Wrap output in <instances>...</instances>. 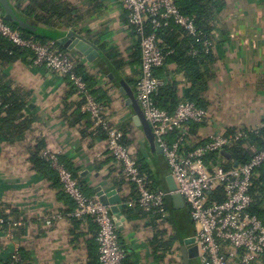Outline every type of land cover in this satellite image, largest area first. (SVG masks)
I'll use <instances>...</instances> for the list:
<instances>
[{
	"label": "crops",
	"instance_id": "1",
	"mask_svg": "<svg viewBox=\"0 0 264 264\" xmlns=\"http://www.w3.org/2000/svg\"><path fill=\"white\" fill-rule=\"evenodd\" d=\"M100 2V8L95 11L91 21L103 19L105 24L101 26L103 28L90 29L82 27L81 23L85 34L83 37L89 41L93 35L109 33L105 41L123 55L129 53L134 42L128 35L125 14L116 1ZM223 2L225 6L214 31L219 42V54L211 69L212 79L207 100L213 99L219 107L224 106L229 111V118L225 121L214 118L217 124L226 129L237 125L261 126L264 120V0ZM88 29L91 31L86 35L85 30ZM64 31L66 33L69 30L65 28ZM80 65L96 75L97 87L104 90L109 101L106 107L110 121L124 131L128 147L143 157L149 168H155L156 156L160 154L148 143L143 130L133 125V110L125 104V95L120 92V88H114L108 78L101 86L105 75L100 73L93 62L86 61ZM167 69L175 75L174 81L182 82L181 74L174 73V65L169 64ZM6 70L11 82L20 86L26 94L27 107L24 114L36 116L37 120L24 134L22 141H11L8 144L0 138V221H3L0 222V264L9 262L19 249L23 253V264H89L93 256L98 261L96 225L89 219L80 220L67 214L65 211L68 206L58 200L59 190L51 188L27 162L26 149L37 140H44L47 149L59 151L60 155L70 160L79 172L85 192L89 188L93 190L94 195L90 197L96 196V187H102L104 191L116 190L121 199L120 208L117 214L108 208L116 220L120 243L130 249L134 264H155L148 245L152 235L143 237L145 234L138 233L140 222L146 218L148 224L145 223L143 227L148 229L152 219L144 211L142 218L122 215L121 205L129 188L124 184L123 191H119L111 181L113 175L123 176L113 157L105 150V138H100L99 130L92 131L91 135L85 133L82 137L80 129L77 126L69 128L63 118L64 106L67 105L68 109L66 115H70L80 101L70 81L44 68L33 66L28 59L18 60ZM125 75L138 81L140 64L127 67ZM136 84L133 89L129 86L134 95ZM185 94V86L182 85L179 95L184 97ZM238 107L246 112L237 114L235 110ZM80 111L85 113L82 106ZM232 116H236L239 121H235ZM87 132L90 133L91 129H87ZM133 132L138 136H132ZM168 175L159 176L160 190L168 191ZM166 202L174 208L171 197ZM163 237L169 238L165 235Z\"/></svg>",
	"mask_w": 264,
	"mask_h": 264
},
{
	"label": "built area",
	"instance_id": "2",
	"mask_svg": "<svg viewBox=\"0 0 264 264\" xmlns=\"http://www.w3.org/2000/svg\"><path fill=\"white\" fill-rule=\"evenodd\" d=\"M116 3L125 14L128 27H133L139 38L140 76L135 97L161 148L176 186L174 191L152 188V181L140 171L137 152L123 144L126 134L110 121L107 107L96 100L83 77L76 73V65L86 62L82 56L73 50L61 51L52 41L39 43L31 37L25 38L2 17L0 36L28 50L27 59L33 66L70 81L83 101L82 109L89 116L92 127L104 133L106 152L113 157L125 181L134 187L136 198L128 199L126 206L138 205L154 222L165 221L169 217L166 199L179 194L189 210L193 228L190 237L200 264H264V224L248 211L249 188L255 170L264 163V143L259 146L250 136L257 135L261 126L237 125L227 134L228 129L217 124L212 115L213 99L208 100L206 107L182 101L172 113L158 108L153 95L165 84V79L157 78L155 70L168 66L165 64L167 54L157 45L155 33L147 34L145 28L156 29L173 22L188 35L195 36L193 19L180 14L175 0H117ZM214 31L210 39L202 41L204 52L217 53L219 42ZM174 77L172 72L167 76L170 81H174ZM105 82L107 78L103 76L100 85ZM192 125L198 128L193 129ZM235 142H242L252 153L243 164H232L221 154ZM41 156L57 172L61 189L75 204L70 216L89 219L96 225L99 264H122L126 253L109 208L96 196L87 197L83 193L78 180L59 162V151L46 149ZM165 236L168 237V231ZM179 258L182 264L180 255ZM8 264H22L17 250Z\"/></svg>",
	"mask_w": 264,
	"mask_h": 264
},
{
	"label": "trees",
	"instance_id": "3",
	"mask_svg": "<svg viewBox=\"0 0 264 264\" xmlns=\"http://www.w3.org/2000/svg\"><path fill=\"white\" fill-rule=\"evenodd\" d=\"M76 1L78 0L74 2H72V0H9L20 18L23 20H31L39 28L54 33L55 37L38 36L37 34L18 29L14 24H7L13 29H17L25 38L31 37L39 43L52 41L59 50L66 51V49L60 47L56 42V39L65 34V28L76 34L85 36L82 32V28L78 27V22L82 19L83 7H77ZM89 2L91 5L93 4V11L100 8V0H89ZM175 4L181 15L193 19L197 31L195 36L188 35L183 28L173 22H169L167 25L156 29H151L150 26L145 28L147 34L151 32L155 33L157 45L163 53L167 54L165 64L174 65L176 70L174 73H180L182 76L181 83L178 81H170L169 78H167L170 73L167 67L155 70V76L159 79H165V84L156 91L153 95V100L158 108L166 110L169 113H172L182 101L194 102L199 107L208 106L207 96L212 79L211 69L218 60L219 52H204L202 41L210 39L213 36L212 33L216 29L215 24L225 6L223 0H175ZM91 16L93 17V14ZM125 21L126 17H124V22ZM90 31V29L85 30L86 35L90 34ZM128 35L134 43L130 48L131 51L125 55L105 41L109 33L98 36L93 35L90 37L89 41L94 44L100 52L99 56L93 61V65L101 74L109 79V82L113 84L114 88L126 86L132 91L134 85L138 81L137 79L127 77L125 72L127 67L140 64V49L138 43L139 38L133 27L129 26ZM29 56L30 53L28 50L22 49L8 39L0 36V99L2 101V105L0 106V138L5 139V142H8V144H11V141H22L24 139V134L32 128V124L37 120L36 116H26L24 114V110L27 107L26 94L20 86L14 85L11 82L6 70L18 60L24 61ZM75 71L83 77L90 93L96 100L107 106L109 101L107 97H105L104 90L97 87L96 75L88 72L84 66L79 64L76 65ZM69 83L68 85L71 84ZM182 85L185 86L186 91L184 97L179 95V90ZM129 86L132 89H130ZM71 88L74 91L72 86ZM82 105L83 101L80 100L75 110L72 111L70 115H66L65 112L68 109L67 105L64 106L63 118H65L67 126L69 128L77 126L80 129L79 134L82 137L85 133L91 135L92 131L99 130L98 135L101 136L100 138H105L104 133L99 128L94 129L92 127L93 125L87 113H82L80 111V106ZM192 128L197 129L198 126L192 125ZM87 129H91V132H87ZM233 130L234 128H228L227 134L232 133ZM250 137L257 145H263L264 120L262 121L257 135H251ZM128 143L127 140L123 141L125 146H128ZM46 149L47 146L44 140L35 141L33 146L26 149L27 162L30 164L31 169L37 172L51 188L59 190L58 200L68 206L65 212L67 214L71 213L75 209L73 200L61 189L57 172L52 168L51 164L41 156L42 152ZM226 152L232 164H243L247 162L252 155L251 152L245 149L242 142L233 143L226 149ZM136 155L138 167L140 171L146 174L152 181V188L161 189L158 180L159 176L164 177L165 174L169 173L163 156H161V154L156 156L155 168L151 169L144 162L143 157L139 156L138 153H136ZM110 157L112 156L110 155ZM58 159L59 162L71 172L72 176L78 179V183L86 196L90 197L94 195L91 188L88 189V192H85L83 183L80 182L79 172L72 166L70 160L64 158L62 155L58 156ZM119 176L118 174L113 175L111 179L112 183L119 191H123L124 184L127 185L129 193L126 198L135 199L136 195L133 185L127 183L125 179L124 183L123 178L121 176V178H119ZM249 194L251 196V204L248 211L252 215L257 216L264 224V163L255 170V176L249 188ZM126 198H123L121 205L122 215L128 218H142L144 215L143 210L138 205H136L134 209L126 206L125 202L128 200H126ZM165 209L169 212L168 220L171 223L174 233L169 235V238L164 239L163 235L166 234V230L162 227H154L153 219L151 220L149 226L153 229V236L148 242L151 257L155 264H181L180 262L171 260L167 262L166 256L173 248L175 240L179 241L181 237L184 238V236L189 237L192 235L193 228L189 210L187 207L177 210L172 208L168 202L165 204ZM121 246L126 253L122 264H134L131 258V252L126 246L122 244ZM21 251L22 250L19 249L23 264V253ZM91 260L89 264H99L97 257L93 256ZM4 264H8V262Z\"/></svg>",
	"mask_w": 264,
	"mask_h": 264
},
{
	"label": "water",
	"instance_id": "4",
	"mask_svg": "<svg viewBox=\"0 0 264 264\" xmlns=\"http://www.w3.org/2000/svg\"><path fill=\"white\" fill-rule=\"evenodd\" d=\"M115 2L116 0H101ZM0 17L7 22L14 24L18 29L25 30L38 36H50L55 37V34L39 28L31 20H23L15 12L9 0H0ZM57 44L66 50H73L76 54L82 56L87 62H93L99 55L98 48L92 44L90 41L85 39L83 36L76 34L72 31L66 32L63 36L56 39ZM120 92L125 95V104L130 106L133 110L132 123L135 127L141 128L145 134L146 140L153 147L157 154H162L161 148L156 143L154 136L149 128L148 122L143 117L141 109L137 103L134 93L128 90L126 86L120 88ZM221 154L229 158V155L226 151H221ZM167 187L169 191H174L176 186L171 175H168L166 178ZM94 193L98 200L104 205L110 208V210L117 214L121 199L117 194L116 190L104 191L102 187H96ZM174 208L180 210L184 208V202L182 197L179 194H174L171 196ZM178 250L180 252V257L182 264H189L191 259H197V249L193 245V238L186 237L180 238ZM130 251V249H129Z\"/></svg>",
	"mask_w": 264,
	"mask_h": 264
},
{
	"label": "rangeland",
	"instance_id": "5",
	"mask_svg": "<svg viewBox=\"0 0 264 264\" xmlns=\"http://www.w3.org/2000/svg\"><path fill=\"white\" fill-rule=\"evenodd\" d=\"M88 2H89V0H78L76 2V6L78 5L77 7H83V9H82V19H81V21L78 22V27H81L80 24L82 23V27L87 26L90 29H93V28L95 29V27H96V28L99 29L101 26H103V24L105 22H102L103 19H100V20L97 19V20H99L98 22H95V20L91 21L92 20V16L91 15L92 14L95 15V11H93V9H94L93 6L89 5ZM105 2H108V1H105ZM211 109H212L213 117L215 119H217L218 121H225L226 118H229L230 113H229V111L226 110V108L224 106L219 107L218 103H215V104L211 105ZM235 112L237 114L242 115L246 111H244V109L238 107L235 110ZM232 117H233V119H235V121L236 120L239 121V119L236 118V116H232ZM113 120H114V117H113ZM129 135H130V133H129ZM132 136H138V135H137V133L133 132ZM145 223L148 224V220L146 218H144L143 221L140 222L141 228H139L138 233L145 234V235H143V237H146V236H149V235L153 236V229L151 227H149L148 229L143 227ZM153 226L156 227V228L157 227H160V228L162 227V228L166 229V231H168V236L174 233L173 232V228H172L171 223L169 222V220L156 221V222H154ZM178 246H179V243H178L177 240H175L173 248L170 250V252L166 256V261L167 262H169L170 260L171 261L177 260L178 262L180 261L179 255L177 254ZM149 251H150V249H149ZM150 253H151V251H150Z\"/></svg>",
	"mask_w": 264,
	"mask_h": 264
},
{
	"label": "flooded vegetation",
	"instance_id": "6",
	"mask_svg": "<svg viewBox=\"0 0 264 264\" xmlns=\"http://www.w3.org/2000/svg\"><path fill=\"white\" fill-rule=\"evenodd\" d=\"M189 264H200V263H199L198 259H191L189 261Z\"/></svg>",
	"mask_w": 264,
	"mask_h": 264
}]
</instances>
